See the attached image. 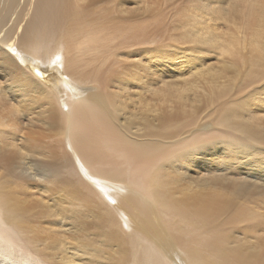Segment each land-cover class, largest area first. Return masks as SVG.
I'll return each mask as SVG.
<instances>
[{
  "label": "rangeland",
  "instance_id": "rangeland-1",
  "mask_svg": "<svg viewBox=\"0 0 264 264\" xmlns=\"http://www.w3.org/2000/svg\"><path fill=\"white\" fill-rule=\"evenodd\" d=\"M245 1H248L246 2L247 4ZM98 4L96 5L97 11L94 10L95 13H105L106 56L104 77L107 84L105 86H109L108 90L111 91L110 93L115 94L120 106L123 105L122 107H124L119 112L120 122L133 119L136 124L134 129L143 135L149 134L150 128L154 130L151 131L150 129L153 134H149V137L146 138L148 139L147 141L155 142L160 148L168 149L171 155L175 156L173 163L175 170L173 172H175L174 174L178 179H182V183L185 186L187 185L190 188L189 191L192 193L196 191L204 195H216L218 197L222 209L215 217L208 218L209 220L205 221L206 225L203 224L198 232L220 236L226 239V244L231 249L234 246V248L247 250V253L259 258V264H264V220H262L264 219V151L262 150L264 149V146L262 147L264 138H261L264 137V135L261 136L264 134V0H102ZM103 8L104 11L101 10ZM236 23H239V27ZM245 23L249 25L247 26ZM210 28H213V30ZM107 35H111L109 36L110 40H107ZM196 69L197 71H195ZM97 86L99 85L90 84L86 88V93L96 90ZM125 89L126 91H124ZM33 92H30V97L35 95ZM120 101L124 104L122 103L121 105ZM12 103L14 105L15 101ZM31 106L34 105L32 104ZM31 106H28L32 111H29L31 113L27 117L28 123L30 122L29 127L34 124L33 130L44 132L47 137L38 141L40 145L37 146L36 144L35 148L33 146L34 149H31L32 153L28 150L30 158L32 157L31 159L39 160H36L38 162L35 161L36 167L32 166L29 171L31 172L35 169L37 171H34L38 172L37 164H44L45 168H50L51 165H54L55 170L54 172L52 170L45 171L47 178L42 175L43 173L39 175L34 171L30 174H23L22 170L20 171L21 168H14V171L11 172V181L19 185L23 184L25 187L20 192V195L27 200L26 203L28 204L26 205L35 206L34 208L29 206L31 213L28 212V220L32 218L34 220L31 221L32 224H39L33 229H38L36 230L37 233H39V230L42 231V233H39V237L42 240H44L46 232H49L50 220H55L56 222L60 220L61 223L65 221V224H58V227L67 226H64L65 228L63 227L61 230L58 229L61 232L63 230L62 234L64 233L65 237L71 235V238L68 236L69 240H67L66 237L65 241H60L55 245L57 247L52 250L56 253L54 255L57 260H61L62 256H66L67 261H60L62 262L61 264H113V259L107 258L105 260V255H107L105 246L102 245V240L95 238V235L102 233L103 237H105V221L103 219L105 216L102 217V215L108 212L112 214L116 212L112 204L114 205L116 201L120 203L122 197L108 200L100 192L99 188H97L95 193L94 189L96 187H94V183L90 182V177H87L91 174L98 178L96 175L106 169H110V166L97 167L100 171L97 174L96 168L88 166L82 158L80 159V155V157L76 156L78 153L73 150L68 132H65L64 135L60 134L56 128L54 129L53 124L48 119L42 121L38 114L37 117L36 113H33L36 108L33 107V110ZM135 114H137V117ZM147 124L150 126L148 129ZM242 124L253 128V130L250 128V134L245 137L247 139L243 137L244 132L240 128ZM66 129L69 131L68 125H66L65 131ZM239 129L242 133H238ZM257 133L258 135L256 136ZM234 136L238 137V139L240 137V139L237 140ZM256 138L261 139L258 141ZM235 139L237 142H233L236 141ZM242 140L244 141L242 142ZM32 141L34 140L32 139ZM257 141L258 145L256 144ZM30 142L31 140H29L28 146ZM237 143L239 146H237ZM260 143H262L261 149L259 148ZM32 145L34 144L31 143L30 148ZM36 148L42 150V152L39 150L38 153ZM249 149H252V151ZM80 161L83 162L84 167H82ZM54 163L57 167L59 165L60 168H57ZM47 164H49L48 167H46ZM101 167L103 168L102 171ZM57 170L58 172L61 170L63 174H60V171L59 175L56 173ZM34 174H36L35 177H33ZM61 176L64 177V181L66 176L68 177L65 182L70 188L72 186L71 189L67 190L69 187L64 182V185L59 184V182L62 183L63 177L60 178ZM75 177L77 181L73 179ZM104 178L100 176L99 180L105 182ZM130 178H125L118 182L115 181V183L123 187V190L120 191H123L125 195L126 193L135 195L153 208L155 217L152 223L161 228V230L152 234L154 236L153 240L150 239L151 242L147 241L148 237L146 238V241L150 242L147 245H153L151 248L155 247L153 251L156 254L159 252V254L162 253V256H166L168 263L164 261V257H159V254H157L158 258L164 259L161 261L163 264H170V261L172 262L171 264H190L189 260H185L188 259L186 258V250L183 251L185 245L183 246L184 243L178 240L177 231H173L171 226L164 223L163 218L161 219L160 217L161 215H158V209L152 199L147 197L146 192L140 189L138 184L132 179L130 180ZM79 179L83 182L80 183L81 185L78 184L80 182ZM85 182L87 185L84 184ZM107 182L111 183L110 181ZM82 185L85 186V189L87 188L86 191ZM242 185H244L243 191ZM63 186L68 188L65 189L66 187ZM61 188L64 190H61ZM113 188L111 194L114 196V192H119V190L115 187ZM82 189L83 191L81 192ZM211 191L213 192L211 193ZM25 192L27 193L25 194ZM76 192L78 194H73ZM62 193L65 194L64 197H61L63 196ZM227 195L229 199L231 197L232 201H230L233 203V208L230 204L227 205L229 201ZM81 196L85 197L86 200ZM224 196L223 205L221 198H224ZM233 196L238 197L237 199L234 198V200ZM67 197L74 201H70L71 199L69 200ZM226 198L227 203H225ZM104 200L111 206L109 205V207L106 203H102ZM59 201H65V204ZM67 203L72 206L68 207ZM235 203L237 207L239 204L241 206L239 205L237 209L235 208L236 205L234 207ZM242 205L244 208L247 205L246 210ZM64 206L65 209L63 210ZM114 207H118V205H114ZM69 209L70 211H68ZM247 209L252 211L248 212V215L245 213ZM235 210H239L241 214L236 213L237 211L235 212ZM63 211H67L65 215ZM32 214H35L34 218ZM69 214L71 215L70 219ZM113 215L116 216L115 213ZM227 215L229 218L232 217L231 220L228 219ZM245 215L246 217L248 216V219H245ZM119 216H116L117 218L119 217L117 223L119 224V221H122V225L119 227L117 224L119 231L116 234L117 237L111 238L112 243H114V240L116 243L117 238L119 242H123L122 239L128 238L133 231L132 228H130L131 230L129 229L126 221L123 222V219L128 220L127 217H122L121 214ZM251 216L252 219H250ZM253 217L256 220H253ZM72 218L73 221L71 222ZM233 218H237L236 220L238 221L233 220ZM40 221L43 223H40ZM207 224L210 225L207 226ZM122 226L124 227L121 228ZM168 226L172 230L168 231ZM216 226L219 230H217ZM210 227H213L212 230ZM68 229L70 230L68 231ZM77 232L80 233V236L78 234L79 237L75 234ZM169 233L171 234L169 235ZM121 234L123 237L125 234L126 236L124 238L121 236L120 238ZM81 237L89 242L87 247L77 246ZM208 239L210 240L211 238ZM42 240L35 244L36 246H32L31 253L40 255V250L44 249L43 246H46ZM147 242H145L144 237L142 243ZM161 243L164 245L159 247L162 245ZM180 244L183 247L180 248ZM251 245L252 248H250ZM13 251L26 257L29 256L24 250L15 248ZM260 255L263 258H260ZM44 256H47V252ZM171 256L176 258V261L172 260ZM30 258L37 264H53V261L49 260L48 257L42 261L36 260L34 255H31ZM17 260L19 261L11 260L10 263L26 264L22 262L24 259L20 257Z\"/></svg>",
  "mask_w": 264,
  "mask_h": 264
},
{
  "label": "bare ground",
  "instance_id": "bare-ground-1",
  "mask_svg": "<svg viewBox=\"0 0 264 264\" xmlns=\"http://www.w3.org/2000/svg\"><path fill=\"white\" fill-rule=\"evenodd\" d=\"M101 1L102 0H0V264H12L10 263L11 260L19 261L17 260L18 257L24 259V261L22 262L26 264H37L30 258L31 255H34L36 260L39 261L47 259L46 257H48L49 260L53 261V264H61L62 262L60 261H67L66 256H62V258L59 256L61 260H57V257L55 256L56 253L52 251L55 249L54 247H57L55 246L56 244H58L60 241H65L66 237L67 240H69V237L71 236L67 235L65 237V234H62L63 230L62 232L60 231L64 226L67 225H63L62 228L58 227V224H65V221L61 223L60 220L59 222L50 220V227H48L49 232H46L45 237L43 236L44 240L40 239L41 237H39V233H42V231L39 230V233H37L36 230L38 229H33L39 224H32L31 221H34L32 218L28 220V212L31 213V208H34L35 206L33 207L30 205H26L28 204L26 203L27 200L21 197L20 192L25 189L23 184L19 185L11 181V172L14 171V168H21L20 171L22 170L23 174H30L35 170L33 169L31 172L29 171L32 166L36 167L35 163L39 160L36 159L38 160L36 161L34 160L35 158L31 159L32 157L30 158V154L28 152L30 151V153H32L31 149H34L36 144L37 146L40 145V142L38 141H41L42 139H45L47 137L44 132L42 133L33 130V123V125L30 126L32 128L29 127L30 122L28 123L27 117L32 111L28 106H31L32 104L34 105L31 106V109L33 110L34 108L37 109L39 107V109H35L33 113H36V116L38 114L42 121H44V119H48L53 124L54 129L56 128L60 134L64 135L65 132H68V134L70 135V141L72 143L73 150L78 153L76 154V156L80 155V159L82 158L88 166L96 168L97 174L100 172L97 167L110 166V169L107 170L105 168L106 170L96 175V177L98 178H95L91 174L87 177H90V182L94 183V187H96L94 189L95 193L97 188H99L100 192L104 194V197L108 200H115V197H122V201L120 203L116 201V203L114 204L115 206L118 205V207H114V205L112 204L113 209L116 211L114 213L116 214V216H119V214H121L122 217L126 216L128 220L122 218L123 222L126 221V223L129 225V229L132 228L133 231L128 238L126 237L127 239H122L123 242H119V239L117 238L116 243L115 240L114 243H112L111 238L114 239V236L117 237L116 234L119 231L117 228V222L120 216L117 218L113 215L114 213L112 214L111 212L102 215V217L105 216L103 218L105 221V237H103L102 233H99V235H95V238L103 241L102 245L105 246V253L107 254L105 255V260L107 258H111L113 259V264H128L129 262H131L132 264H163L161 263L163 258L161 259L157 257V254H159V252L156 254L153 251L155 247L152 249L151 246L153 245H147L151 242V240H153L154 235L152 236V234L161 230V228H158V225L152 223V220L155 217L153 208L148 206L145 202H143L142 199L138 198L135 195L129 193H126L125 195L123 191H120L123 190V187L115 183V181L118 182L124 180L125 178L128 179L129 177H131L130 180L132 179L136 184H138L140 189H143V191L146 192V196L152 199V202L158 209V215H161L160 217L161 219L163 218L164 223L171 226L173 228V231H177L176 233H178V240L184 243L183 246L185 245V249L182 248L183 251L186 250L185 252L187 257H185L188 259L185 260H189L190 264H259V258L257 256L255 257L253 254L247 253V250H244L242 248H234L233 245V249H231L229 246H227L225 241L226 239L217 235L216 237L214 235L198 232V230L202 228L203 224L206 225L205 221L208 218L211 219L215 217L220 209H222L218 197L216 195H204L196 191V193H192L189 191L190 188H188L187 185L185 186V184L182 183V179H178V177L174 174L175 172H173L175 170L173 168L175 156L171 155V152L168 149L160 148V146L156 145L155 142L147 141L148 139L146 138L149 137V134H153L151 131L154 130L150 128L151 131L149 129V134L143 135L142 133L139 134L138 131L134 129V125L136 124L133 119L127 120L126 122H120L119 112L124 108L122 107L123 102L121 103L120 101L122 105L120 106L117 96H115V94L113 93H110L111 91L108 90L109 86H105L107 85L104 77L106 56L105 13H95L94 11L96 10V5ZM246 2L248 1H245V3ZM101 10L104 11V8ZM202 11L204 12V10ZM245 19L243 20L245 21ZM240 20L242 19L240 18ZM214 28L216 27L214 26ZM211 30H213V28ZM109 36L107 40H110ZM37 70H39L40 74L37 73ZM195 71H197V69ZM90 84H98L99 86H97L98 88H95L96 90L86 93V88L89 87ZM124 91H126V89ZM30 92L35 93V95L30 97ZM13 101H15L14 105L12 103ZM29 111L31 112L29 113ZM136 115L137 114H135V116ZM66 125H68L69 131L67 129L65 131ZM149 127L150 126L148 125L147 129ZM240 128L242 129V132H244L243 137L245 138L250 134V128L252 127H248L242 124ZM51 129L54 131L53 128ZM242 132H240V129L238 130V133ZM257 135L258 133L256 134V136ZM263 135L264 134H262L261 136ZM252 136L255 137L254 135ZM243 137L241 136V138ZM248 138L250 139V137ZM32 139L37 142L32 141ZM236 139L239 140L240 137L239 139L238 137H236ZM260 139L257 140L259 141ZM29 140H31L30 145L31 143L34 144L31 148L30 145L28 146ZM237 140L233 142H237ZM243 141L244 140H242V142ZM258 141L256 143L257 145ZM232 144L234 145V143ZM261 144L262 143H260L259 145L260 149L264 146L262 144L261 147ZM237 146H239V144ZM36 150H38L39 153L40 149L36 148ZM262 150L264 151V149ZM250 151H252V149ZM40 152H42V150H40ZM80 164L82 165V167H84L82 161H80ZM41 165L42 164H37L38 172H35L37 170L34 171L36 174L38 173L39 175H41V173H43L42 175L45 176V171L52 170L54 172L55 170V167H53L54 165H51L50 168H45V166H43L44 164L42 166ZM48 166L49 164H47L46 167ZM55 166L57 167L56 164ZM102 169L103 168L101 167V171ZM59 172L58 170L56 171V173L58 174ZM79 173L81 174V172ZM36 174L32 176L35 177ZM60 174H63L62 171L60 172ZM100 176L105 177L104 179L106 181H100ZM62 177L63 176H61L60 178ZM76 177L73 179L77 181ZM82 177L80 178L82 179ZM45 178H47V176H45ZM66 178L68 177L66 176ZM65 181L63 177L62 183L59 182V184L66 185ZM79 181L80 182L78 184L83 183L80 179ZM107 181H110L111 183ZM84 184H86V182ZM68 187H66L65 189H67ZM83 187L85 189V186ZM113 187L119 190V192H114V196L111 194V190L114 189ZM71 188L69 187L67 190ZM79 188L81 187L79 186ZM241 188L243 191L244 185H242ZM62 189L63 188H61V190ZM86 190L87 188L85 189V191ZM82 191L83 189L81 190V192ZM212 192L213 191H211V193ZM26 193L27 192H25V194ZM73 194H78V192ZM64 195L65 194H63V196L61 197H64ZM229 196L231 195L229 194ZM229 196L227 195L228 199ZM104 197L103 199H105ZM237 197L233 196V199H237ZM67 198L69 200L71 199L69 197ZM83 199L86 200L85 197ZM223 199H225V196L224 198H221V201H223ZM72 200L73 199H71L70 201ZM105 200L102 203H106ZM230 200L231 197L227 203L226 198L225 203H227V205L230 204V206L233 208V203L231 202L232 200ZM230 202L232 203V205ZM68 203L67 206L71 207L72 205L70 204L71 206H69ZM222 204L224 205V201ZM42 205L44 204L42 203ZM235 205L236 203L234 204V207ZM238 207L236 205L235 208L238 209ZM246 208L244 209L246 210ZM64 209L65 206L63 210ZM240 209L242 208L240 207ZM239 210H235V212L237 211L236 213L241 214V212L239 213ZM68 211H70V209ZM250 211L247 209V212L245 211V213H247L248 215V212ZM64 212L65 211H63V213ZM66 212L64 213V215L66 214ZM70 214L69 219L71 216ZM32 215L31 216L34 218L35 214ZM59 215L60 214H58V216ZM237 217L239 216L237 215ZM241 217L244 216L242 215ZM73 218L71 222L73 221ZM231 218L232 217L229 218L228 216L229 220H231ZM236 219L233 218V220L238 221ZM245 219H248V216ZM250 219H252V216ZM253 220L256 219H254L253 217ZM40 223L43 222L40 221ZM118 225L120 227L122 225V221H119ZM209 225L210 224H207V226ZM123 227L124 226H122L121 228ZM172 228L170 229L169 227V229L167 230H172ZM216 228L217 230H219L217 226ZM70 229H68V231ZM206 229L209 228L207 227ZM206 229H204V231H206ZM201 231L203 230L201 229ZM171 233H169V235ZM221 233L225 234L224 232ZM75 234L77 236L79 234L80 236V233L78 232ZM121 236L122 234L120 235V238ZM125 236L126 234L124 235V237ZM101 237H103V239H101ZM124 237L122 236V238ZM144 237L145 242H150L142 243V241H144ZM146 238L148 239L147 241ZM208 238L212 239H210L212 243ZM41 240L46 244V246H43L44 249L40 250V255L31 253L32 246H36L35 244H38ZM181 244L179 245L180 248L183 247L181 246ZM88 245V241H86L82 237L79 238L77 246L87 247ZM163 245L164 244L160 245L159 247ZM15 248L18 250L26 251L29 256L26 257L19 254L18 252L13 251ZM250 248H252V245ZM46 252L47 256L45 257L44 255H46ZM183 255H185V253H183ZM158 256L164 258L166 257L162 256V253ZM170 258H172V256ZM260 258L263 257L261 256ZM173 259L176 261V258L173 257L172 260ZM164 261H166L167 263L169 262L166 258ZM171 263L172 262L170 261V264Z\"/></svg>",
  "mask_w": 264,
  "mask_h": 264
},
{
  "label": "water",
  "instance_id": "water-1",
  "mask_svg": "<svg viewBox=\"0 0 264 264\" xmlns=\"http://www.w3.org/2000/svg\"><path fill=\"white\" fill-rule=\"evenodd\" d=\"M37 73L40 74V73H39V70H37Z\"/></svg>",
  "mask_w": 264,
  "mask_h": 264
}]
</instances>
